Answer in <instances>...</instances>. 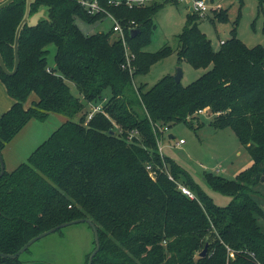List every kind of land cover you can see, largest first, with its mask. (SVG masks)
Returning <instances> with one entry per match:
<instances>
[{"label": "trees", "instance_id": "trees-1", "mask_svg": "<svg viewBox=\"0 0 264 264\" xmlns=\"http://www.w3.org/2000/svg\"><path fill=\"white\" fill-rule=\"evenodd\" d=\"M167 3L120 11L139 29L134 36L126 32L132 71L121 67L124 50L109 30H81L76 18L96 19L74 0L31 4V13L48 6V18L22 27L15 73L0 67V80L13 98L0 113V150L30 119L45 120L50 112L66 119L0 175V252L13 253L43 230L88 217L99 237L91 264H264V209L252 189L264 172V46H247L236 35L234 20L230 37L214 48L197 25L201 16L191 11L177 34V57L195 68L210 67L186 85L165 74L150 87H134L135 75L173 51L168 44L144 48L155 28L154 13ZM24 10L25 0L0 8V54L8 69ZM215 13L218 21L227 20V9ZM49 43L55 46L53 67L46 61ZM30 93L36 98L25 106ZM89 102L101 103L103 111L85 122ZM203 108L213 115L209 123L232 130L251 158L234 177L201 174L212 189L231 197L223 205L157 148L159 126L190 125ZM131 129L138 134L128 139ZM21 263L19 255L0 256V264Z\"/></svg>", "mask_w": 264, "mask_h": 264}, {"label": "rangeland", "instance_id": "rangeland-1", "mask_svg": "<svg viewBox=\"0 0 264 264\" xmlns=\"http://www.w3.org/2000/svg\"><path fill=\"white\" fill-rule=\"evenodd\" d=\"M189 6V4L181 2L167 3L154 13L155 28L151 33L150 42L144 48L154 51L164 44H168L173 48V51L152 63L146 72L135 75L132 84L134 87L139 84L150 87L165 74L174 76L178 68L182 71L180 82L186 85L210 67L209 65L207 68H195L186 60L177 57V34L185 23L186 14L190 11ZM38 8V13L47 11L46 5H41ZM207 8L206 13L199 17L197 25L211 39L214 48H218L220 41L218 39L230 37L229 30L234 20H237L236 35L247 46L255 44L264 46V0H208ZM221 9H227L226 21L215 19V12ZM75 22L85 33L105 31L110 28L108 19L88 23L76 18ZM47 48V65L53 67L55 66V46L53 43H49ZM67 82L72 94L82 99V95L74 83L70 80ZM107 94L108 89H105L104 95ZM92 107L86 105V109L83 111H91ZM196 114L198 117L193 116L190 125L187 122H176L167 125L169 127L164 131L161 130L163 125L159 126V142L163 147V153L182 165L189 172L192 180L199 183L215 203L223 205L228 203L231 197L212 189L202 179L201 174L204 171L213 170L225 177H234L236 172L241 169L239 167H244L246 150L238 142L232 130L229 128L217 129L209 123L213 117L211 113L205 110L204 113ZM79 115L80 113L76 114L73 119L77 120ZM54 128L55 126L49 128L47 133L49 134ZM169 134L173 136L169 137ZM179 138L184 141L177 145L176 142ZM16 147L17 145L13 149ZM237 150L241 152L240 156ZM17 163L12 161V165ZM214 167L218 169L214 170ZM252 189L258 191L257 194L260 196L261 206L264 209V172ZM262 222L264 223V218ZM92 240L93 233L90 226L87 222L80 221L65 225L38 238L28 246L27 250L22 251L19 257L22 260L21 264H82L85 254L92 250Z\"/></svg>", "mask_w": 264, "mask_h": 264}, {"label": "built area", "instance_id": "built-area-1", "mask_svg": "<svg viewBox=\"0 0 264 264\" xmlns=\"http://www.w3.org/2000/svg\"><path fill=\"white\" fill-rule=\"evenodd\" d=\"M79 4V6L89 15L95 16L96 21L102 19L110 20V28L107 29L112 33L114 39L120 41L123 50H124V61L121 63L122 68H126L129 71H132L131 66V57L133 54L130 52V46L127 42L126 32H130L131 29L135 28V21L124 19L120 11L126 8H139L147 5H151L154 3L168 2V3H187L190 5L191 9L197 12L200 16H203L208 10V0H74ZM88 105L93 106L91 111L87 112L85 122L88 121L93 113L97 111H103L101 103H91ZM204 109H198L197 113H204ZM168 129L167 125H164L161 130ZM160 130V129H159ZM138 134L137 129H131L127 136L130 139L132 136ZM184 139L179 138L176 144H181ZM157 148L160 153H162V145L159 142V138L157 139ZM146 168L151 171V175H154L155 172L152 170L150 164L146 165ZM171 178V177H170ZM178 188L186 194L188 197H194L193 192L181 182H177ZM228 255L233 257V251L227 247ZM252 254V253H251Z\"/></svg>", "mask_w": 264, "mask_h": 264}, {"label": "crops", "instance_id": "crops-1", "mask_svg": "<svg viewBox=\"0 0 264 264\" xmlns=\"http://www.w3.org/2000/svg\"><path fill=\"white\" fill-rule=\"evenodd\" d=\"M1 1V0H0ZM220 6V5H217ZM191 12V7L189 6ZM224 40V39H218ZM36 96L34 93H30L26 99L24 105L28 106L30 102L35 99ZM13 102V98L7 93L6 88L3 82L0 80V113L7 109ZM207 110L206 108H204ZM66 119L65 116L59 113H49L46 119L43 121L37 119H30L15 135L12 139L7 142L0 150L4 167L6 170L13 169L18 163L25 160L31 151L43 141L49 134L48 129L55 128ZM54 128V129H55ZM53 129V130H54ZM48 134V135H47ZM162 136V135H161ZM161 138V137H160ZM17 145L15 149L14 146ZM246 150V149H245ZM239 152V150H237ZM245 161H243L244 167L251 162L250 155L247 151ZM241 155V152L238 154ZM12 161L18 162L16 165H12ZM241 163V162H240ZM9 164V165H8ZM243 168V167H239ZM213 169V168H212ZM218 169L214 167V170ZM240 170V169H239ZM213 171V170H210Z\"/></svg>", "mask_w": 264, "mask_h": 264}, {"label": "water", "instance_id": "water-1", "mask_svg": "<svg viewBox=\"0 0 264 264\" xmlns=\"http://www.w3.org/2000/svg\"><path fill=\"white\" fill-rule=\"evenodd\" d=\"M13 0H1L0 1V8L4 7L5 5L9 4L10 2H12ZM35 0H25V10L23 13V16L21 18V20L19 21V23L16 26L15 29V34H14V41H13V56H14V62H13V67L12 69H8L5 66V63L2 59V56L0 54V67L1 69L6 73V74H13L15 73L18 63H19V54H18V39H19V35H20V31L22 29V27L27 24L28 26H33L36 25L38 23V21L43 20V19H47L48 18V6H47V11L43 12H39V10L33 12V14L30 12V8H31V4L34 2ZM39 9V8H38ZM32 14V15H31ZM139 31L138 28H133L130 31L131 36H134L137 32ZM182 76V71L180 68L177 69L176 73L174 74V79L176 81H179L180 78ZM172 134H169V137H172ZM5 170L4 167V162H3V158L0 152V175L3 174ZM80 221H85L87 222V224L90 226L92 233H93V239H94V247L92 248V250L89 252L88 255V259H87V264H91L92 263V258L95 255V253L98 251L99 249V237H98V231L97 228L95 226V224L92 222V220L88 217L85 218H75V219H71V220H67L64 221L62 223H59L55 226H52L46 230H43L41 232H39L38 234L32 236L31 238H29L19 249H17L15 252L13 253H5V252H0V256L2 257H9V258H14L17 257L22 251H24L26 248H28V246L35 240H37L38 238L52 232L55 231L65 225H69L72 223H77ZM206 251V245L203 247V249L201 250L200 254H204Z\"/></svg>", "mask_w": 264, "mask_h": 264}]
</instances>
